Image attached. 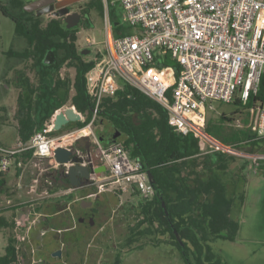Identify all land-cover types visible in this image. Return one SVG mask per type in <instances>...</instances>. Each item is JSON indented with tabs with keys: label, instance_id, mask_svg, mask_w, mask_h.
<instances>
[{
	"label": "trees",
	"instance_id": "obj_1",
	"mask_svg": "<svg viewBox=\"0 0 264 264\" xmlns=\"http://www.w3.org/2000/svg\"><path fill=\"white\" fill-rule=\"evenodd\" d=\"M28 1L0 0V12L11 18L15 36L25 43L21 51H8V58L32 60L35 70V80L32 81L22 69H16V65L12 67L16 74L15 85L19 89L15 115L19 140L22 143L28 141L33 131L40 128L56 108L67 103L81 112L84 119L66 123L54 131L56 134L83 128L91 120L97 124V120L104 119L124 135L120 143L129 148L131 157L139 159L154 186L150 199L142 197L132 205L135 221L128 225V245L136 243L134 248L146 244L165 245L184 264H227L220 260L209 242L218 238L235 239L239 222L232 212L236 202H242L244 198V192L239 190L245 179L241 170L251 167L252 157L224 150L210 141V149L203 152L199 146L200 138L197 141L194 134L182 136L174 132L168 123L166 109L124 80L113 96L103 98L93 118L94 100L87 91L85 74L95 60L87 59L79 50L77 32L82 19H85L83 23L89 21L91 10L102 13V0H85L82 21L72 28H66L60 17L46 19L25 10L24 5ZM110 18L114 36L130 32L129 27L121 26L118 18L111 15ZM48 51L53 54L51 63L44 62ZM63 67L73 68L74 76L63 74ZM10 69L11 63L7 67L8 71ZM263 90L264 77L257 93H249L246 99L234 98L232 111H209L205 128L208 135L241 151L264 149V137L255 135L248 126L249 108L262 99ZM0 109L5 112L3 122L7 118V107L1 106ZM90 137L88 133L80 135L68 146L82 150L92 148L96 143ZM31 153V150L20 152L15 158L27 160ZM46 160L53 166L50 178L69 187L65 165L55 164L50 158ZM1 195H10L6 171H0ZM66 198L69 201L72 196ZM28 205L23 203L19 207ZM66 206V202L40 203L32 211L43 213ZM70 212L67 210L62 214L65 216V222L60 220L63 228L74 226V215ZM43 217L47 219V216ZM27 223L28 219L19 220L16 214L11 216L9 223H5L0 214V227L9 231L0 264H29L23 240L18 237V231H25ZM75 223L81 224L78 220ZM69 239L74 241V236L66 241ZM120 263V254H115L111 264Z\"/></svg>",
	"mask_w": 264,
	"mask_h": 264
},
{
	"label": "built area",
	"instance_id": "obj_2",
	"mask_svg": "<svg viewBox=\"0 0 264 264\" xmlns=\"http://www.w3.org/2000/svg\"><path fill=\"white\" fill-rule=\"evenodd\" d=\"M102 2L106 32H110L105 48L85 74L94 100L93 118L103 98L113 96L124 80L166 109L174 132L210 141L205 128L208 112L215 110L213 102L231 103L236 96L246 99L249 93H257L264 77V0H118L124 10L121 26L134 28L118 36L113 34L109 15V5L117 0ZM69 107L78 120L84 119L73 106L56 108L20 148L0 145V171H8L12 163L21 168L25 160L15 155L27 150L32 151L31 157L50 158L58 164L56 146H68L81 135L82 128L54 133L56 115ZM91 124L92 120L84 127ZM248 126L264 137V95L249 108ZM93 140L92 148H71L81 164L104 166L103 172L90 173L95 189L85 197L111 191L117 194L118 205L125 194L150 199L154 186L148 171L131 157L129 148L120 142L105 145ZM217 147L228 150L224 144ZM68 164H64L66 170ZM46 169L44 178L51 184L52 166ZM31 252L29 264H40L41 258L34 249Z\"/></svg>",
	"mask_w": 264,
	"mask_h": 264
},
{
	"label": "rangeland",
	"instance_id": "obj_3",
	"mask_svg": "<svg viewBox=\"0 0 264 264\" xmlns=\"http://www.w3.org/2000/svg\"><path fill=\"white\" fill-rule=\"evenodd\" d=\"M79 1L80 2L76 3L74 6L76 10L75 13L83 18V10L85 6L81 4H84L85 0ZM109 11V15L118 18V21L122 22V14L124 10L118 0L114 5H109ZM50 14L51 13H45V18H50ZM88 17L89 23H83L85 19H82L83 21L81 20L82 24L77 32V44L79 50L85 54L87 59H93L100 54L99 50L105 48V36L106 33L109 35L110 31L106 32L104 9L102 13H98L93 9L90 11ZM111 23L113 26L112 19ZM133 29V27L130 28V31H133ZM89 39H94L95 43L90 45L88 41ZM24 47L25 43L22 38L15 36L14 23L11 18L0 12V107H7V111L4 110L7 115V118L4 120L5 122L3 121L4 123L2 122V116L5 112L3 113V110L0 109V129H3V131L8 130V134L3 133L2 136L0 134V140L4 138L5 140H3L10 144L15 143L16 141L13 126L17 123L15 115L19 92L15 83L11 82L13 77L16 76L12 67L18 65L15 68L22 69L32 81L35 80V70L33 68L32 60L20 61V59L15 57L8 58L7 52L11 50L21 51ZM9 63H11L10 71L13 70L10 73L7 70ZM61 72L63 74L66 72L71 77L74 76L73 68L63 67ZM213 105L218 113L221 111H232L235 108L232 103L222 101H214ZM67 106L71 105L67 103ZM73 114L76 115L74 112ZM82 118H84L83 114ZM63 132L67 131L65 130ZM85 133L90 134V138L95 139L96 137L100 141H110L112 143L116 140L118 142H121L122 140L121 133L104 119H99L97 120V124L92 123L89 127H84L80 130L81 135ZM195 137L197 138V141H199V138L201 139L199 146L203 152L210 149L208 140L201 136ZM209 140L214 142L217 146L223 145V143L218 140L214 141V138L211 136L209 137ZM17 144L18 145L14 146L15 148H20L23 145L21 141ZM227 147L228 150L252 157V165L251 167H245V169L241 170V174L245 179L242 181L239 190L244 192V198L242 202H236L232 212V216L239 222V230L235 239L231 241L218 238L210 241L209 244L220 260L227 264H264V149L256 150L255 152H245L229 146ZM254 158L256 159L254 160ZM46 159L47 158L31 157L23 162L19 171H15L16 168L14 167V163H12L8 171H6L10 195L0 196V212H2L1 215L4 218L10 219L13 213L16 214V210H11V206H9L12 203L17 207L28 202L32 203L34 208L36 204H40L48 198L58 196L60 194V189L68 188L65 187L66 184L64 185L60 180L54 181L52 179L51 184L46 182L44 178V175L46 174L44 173L46 170H49L46 169V167L50 166ZM237 164V166H239L240 163L238 162ZM92 187H95V185L93 184ZM43 188L47 189L49 193L46 194L42 192ZM69 192L70 194L72 192L73 196L79 195V193L72 189ZM140 198H142V196L138 193L125 194L123 195V203L121 205L119 204V207H115L118 203V199L108 195V201H106V203L103 202L104 204L102 206H97L96 204V208L100 214L98 217L92 219V226L95 228L96 222L98 225L106 222L103 226L105 229L104 232H100L96 235H93V231L89 228L90 226L87 228L83 226V221H79L81 222L79 225L75 223L77 216L79 217L81 213L76 204L71 210H73L74 215L73 223L79 227L71 232L64 229V232L62 233L57 229V231H59L58 233H60L58 235L62 239L61 242L66 241L70 236H74V241L72 244H69V249L67 248V252L70 256L66 257V260H69L70 263L63 261V259L58 256H50L51 262L55 261L54 264H74L77 259L74 251H76V249H80V251L84 249L85 251L91 252L88 264H105V261H103L104 259H108L109 262H107V264H111L115 254H120V264H184L165 245L155 246L152 244H146L139 248H134L136 243L128 245V225L133 224L135 221V208L132 205L137 204ZM25 210V208L19 209L20 212ZM27 216L26 213V217ZM28 218L26 230L18 231V237L23 240L22 244L27 250V255L30 258L32 252L29 250L30 242L28 236L31 227L35 224L36 229L39 228L40 224L45 228L54 227L56 220L50 216H47L46 219L39 213L35 214L34 212H32ZM57 219L65 222L64 215L57 217ZM30 220H32L31 223ZM36 229H33L34 234L37 232ZM4 233H9L8 229L0 227V250L4 244ZM84 259L85 258L83 257L80 262H83ZM80 262L79 264H81Z\"/></svg>",
	"mask_w": 264,
	"mask_h": 264
},
{
	"label": "crops",
	"instance_id": "obj_4",
	"mask_svg": "<svg viewBox=\"0 0 264 264\" xmlns=\"http://www.w3.org/2000/svg\"><path fill=\"white\" fill-rule=\"evenodd\" d=\"M18 66V65H17ZM16 66V67H17ZM11 71H13V70H11ZM11 71H9V73L11 72ZM11 82H13V83H15L16 82V80H15V77H13V79L11 80ZM7 131L8 130H4L3 131V129H0V134H1V136H2V134L3 133H5V134H8L7 133ZM13 131H15V137H16V141H15V143H7L6 141H4L3 139H1L0 141V145H2V146H4V147H9V148H15L14 146L15 145H18L17 143L18 142H20V140H19V135H18V130H17V123L13 126ZM95 136V135H94ZM121 137H122V139L124 138V135H122L121 134ZM120 137V138H121ZM2 138V137H1ZM95 139H97L96 137H95ZM97 142L98 143H100V144H111V142L110 141H100L99 139H97ZM116 142H118L117 140L115 141V142H112V143H116ZM18 170V168L17 169H15V171H17ZM104 170V169H103ZM103 170H101V171H99V172H103ZM75 190L77 193H79V195L78 196H73V194H72V192H71V194H70V190ZM90 190H92V189H82L81 188V186H79V187H73V186H69L67 189L65 188V189H60V194L58 195V196H54V197H51V198H48V199H46V200H44V202H42V203H59V204H62V203H64V202H66L67 203V206L65 207V208H62V209H55L54 211H44L43 213H39L40 215H42V216H50V217H52V218H54L55 220H56V224H55V226L54 227H50V228H45V227H43V225L42 224H38L39 225V228L38 229H36V224L35 225H33L32 227H31V229L29 230V236H28V238H29V250H30V252H31V249H34V253L37 255V257H39V258H46V259H50V256H52V253H51V248H49V247H47L46 245L47 244H49L51 241H57V239L59 240V241H62V239L59 237V235L58 234H60V233H62V232H64L63 230L65 229L66 231H68V232H71V231H75V229H77L79 226H76V228H75V225L73 226V227H69V228H63V226H62V223L60 222V219H57V217H60V216H62V214L65 212V211H67V210H71L72 208H74V206H76V204L77 203H79L80 204V206H81V208L82 207H85L87 204H88V202L89 201H91V204L92 203H96L97 204V206H102L104 203L103 202H105L106 203V201H108V195H111V196H113V197H115V198H117L118 199V196H117V194H115L114 192H111V191H105V192H102V193H100V194H98L96 197H85L86 196V194L90 191ZM42 192H44V190H42ZM57 193V192H56ZM133 194V193H132ZM68 195H71L72 196V199L71 200H69V201H67V198H66V196L68 197ZM58 198V199H57ZM57 199V200H56ZM81 199H84V201H83V204H85V206H82L81 205V203H80V200ZM8 202H9V200H8ZM26 203H28V202H26ZM90 204V205H91ZM15 204H10L9 206H11V208H14L15 207V209L14 210H16L15 212H16V215H17V218L19 219V220H24V219H29L28 217H29V215L33 212L32 211V208H33V204L32 203H29V205L28 206H24V207H19V206H14ZM54 205V204H53ZM78 205V204H77ZM126 205V204H125ZM125 205H124V207H125ZM89 206V205H88ZM115 207H119L118 206V203L116 204V206ZM21 208H25L26 210L25 211H23V212H20L19 211V209H21ZM79 211H83L82 209H80L79 208ZM100 211V210H99ZM71 212L73 213V210H71ZM70 212V213H71ZM2 212H0V214H1ZM26 213H27V217H26ZM35 214H38V213H36V212H34ZM15 213H13L12 215H14ZM99 212H98V214H97V216L96 217H98L99 216ZM20 217L22 218V219H20ZM10 220H11V218L10 219H6V218H4V221H5V223H9L10 222ZM33 220V219H32ZM31 220V221H32ZM31 221H30V223H31ZM39 221V220H38ZM105 223L106 222H103V223H100V225H98V223L96 222L95 223V228L92 226V224H90L89 226H87L86 224H83V226L85 227V228H87V227H89V228H91V230L93 231V235H96V234H98V233H100V232H104V225H105ZM94 224V223H93ZM109 225V224H108ZM107 227H109V226H107ZM2 228H4V227H2ZM33 229H36L37 230V232H36V234H34L33 232H34V230ZM57 229H59L60 230V233H58L59 231H57ZM5 234V233H4ZM8 235H9V233H6L5 235H4V238H3V240H4V244H3V246L1 247V250H0V255L1 254H3L4 253V247H5V245H6V242H7V237H8ZM2 237V236H1ZM104 237V236H103ZM69 240H72V239H69ZM73 242V241H72ZM151 245V244H150ZM56 249H57V246H56ZM31 255V254H30ZM31 257V256H30ZM49 261H51V259L49 260ZM52 261H53V259H52Z\"/></svg>",
	"mask_w": 264,
	"mask_h": 264
},
{
	"label": "water",
	"instance_id": "obj_5",
	"mask_svg": "<svg viewBox=\"0 0 264 264\" xmlns=\"http://www.w3.org/2000/svg\"><path fill=\"white\" fill-rule=\"evenodd\" d=\"M79 0H32L29 1L24 5V9L27 11H32L34 9L36 10L37 14H42L45 12H51L53 16H61L64 22V25L66 28H71L73 26H76L78 24L79 16L77 13H73L69 11V4L76 2ZM45 6L42 10L39 9L40 7ZM56 8V10H54ZM53 60V54L51 51H48L44 62L45 63H51ZM78 120L77 115L73 114L72 108H67L66 110H60L58 114L55 117L54 120V129L58 130L63 125H65L68 122L76 121ZM54 159L58 164H68V168L66 171V176L69 179V183L73 187H79L83 183L82 182H89V176L92 172H99L104 169V166L93 168L91 165H84L81 164V159H77L75 155H73V151L68 146H62L58 145L54 149ZM149 175V172H148ZM149 179L151 183L153 184L151 177L149 175ZM84 199L80 200V203L82 206H85L83 204ZM91 201L88 202L87 205H90ZM20 219H22L20 217ZM53 255L60 256L61 255V249L58 248L53 252Z\"/></svg>",
	"mask_w": 264,
	"mask_h": 264
},
{
	"label": "flooded vegetation",
	"instance_id": "obj_6",
	"mask_svg": "<svg viewBox=\"0 0 264 264\" xmlns=\"http://www.w3.org/2000/svg\"><path fill=\"white\" fill-rule=\"evenodd\" d=\"M30 1H32V0H30ZM82 1V0H81ZM29 2V1H28ZM27 2V3H28ZM78 2H80V1H76V2H73V3H71V4H69L68 6H69V11L70 12H73V10H74V12L73 13H75L76 12V10H75V8H74V6H75V4L76 3H78ZM82 5V4H81ZM45 6H47V5H44V6H42V7H40L39 9H43V8H45ZM84 6V5H83ZM36 10L37 9H34V10H32L35 14H37L36 13ZM54 10H56V8H54ZM52 12V11H51ZM51 12H45L46 14H48V13H51ZM45 13H42V14H37V15H45ZM51 16H53L52 15V13L50 14ZM84 15V14H83ZM56 17V16H55ZM57 17H60L61 18V20H62V22H63V19H62V17L61 16H57ZM80 21H81V17L79 16V20H78V24L77 25H79V23H80ZM63 25H64V22H63ZM77 25L76 26H73V27H77ZM65 26V25H64ZM72 28V27H71ZM83 184L81 185V188L82 189H92L93 187V183L91 182V181H89V182H82ZM83 208V211H81V213H80V216L78 217L77 216V220L78 221H83L84 222V224H86L87 226H89L91 223H92V219L93 218H95L96 216H97V214H98V209L96 208V203H92L91 205H86L85 207H82ZM83 224V223H82ZM73 227V226H72ZM75 228H76V225H75ZM82 237H84V236H82ZM70 240H67V241H64V242H61V241H59L58 239H57V241H51L49 244H47L46 246L47 247H49V248H51V253H52V256H56V255H53V252L55 251V250H57L58 248H60L61 249V255L60 256H58L59 258H62L63 259V261H65V262H69L70 263V261L68 260H66V257H68V256H70V254H66V252H67V250L69 249L68 248V246H69V244H72V242H70ZM56 246H57V249H56ZM68 248V249H67ZM75 253H76V256H77V259H76V261L74 262V264H79V262H80V260L84 257L85 259H84V261L83 262H80L81 264H88V261H90V256H91V252L90 251H85L84 249L82 250V251H80V249H76V251H74ZM57 257V256H56ZM55 258V257H54ZM50 259H46V258H41V262H40V264L42 263V264H54V262L55 261H53V262H51V261H49ZM59 261H61V260H59ZM103 261H105L104 263L105 264H107V262H109V260L107 259H104ZM111 261V260H110ZM68 263V264H69ZM111 263H112V261H111Z\"/></svg>",
	"mask_w": 264,
	"mask_h": 264
},
{
	"label": "bare ground",
	"instance_id": "obj_7",
	"mask_svg": "<svg viewBox=\"0 0 264 264\" xmlns=\"http://www.w3.org/2000/svg\"><path fill=\"white\" fill-rule=\"evenodd\" d=\"M214 141H216V140L214 139Z\"/></svg>",
	"mask_w": 264,
	"mask_h": 264
}]
</instances>
